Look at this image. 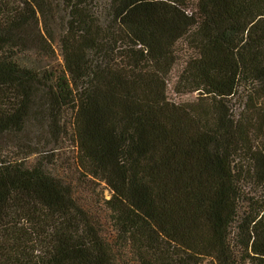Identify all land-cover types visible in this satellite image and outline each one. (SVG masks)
<instances>
[{
  "label": "trees",
  "instance_id": "1",
  "mask_svg": "<svg viewBox=\"0 0 264 264\" xmlns=\"http://www.w3.org/2000/svg\"><path fill=\"white\" fill-rule=\"evenodd\" d=\"M58 9L61 74L29 56L47 47L33 22L47 31ZM255 96L264 102V0H0V137L34 105L54 120L73 104L80 166L112 191L107 234L41 163L0 157V264H264ZM242 151L260 189L235 231Z\"/></svg>",
  "mask_w": 264,
  "mask_h": 264
},
{
  "label": "rangeland",
  "instance_id": "2",
  "mask_svg": "<svg viewBox=\"0 0 264 264\" xmlns=\"http://www.w3.org/2000/svg\"><path fill=\"white\" fill-rule=\"evenodd\" d=\"M57 11L54 18L47 20V31L45 32L41 17H38V21L35 23L33 22L32 31L34 33L40 31L46 35L47 42L45 44L47 47L43 50L34 46L29 56L32 60L31 64L56 70L61 74L65 68L61 36L65 29L67 14L63 9ZM243 87V84L238 82L234 95L229 98L230 110L235 115L240 112L244 113L242 110L245 100ZM198 95V92L193 91L178 95V97L183 100L196 98ZM43 100L46 101L45 98ZM252 102L257 109L249 112L248 117L255 119L259 114L264 118V102L257 96ZM260 103L262 104L260 105ZM75 109L73 104H62L56 112L55 119L52 120L47 111L40 114L34 105L22 129H16V132H9L0 137V157L6 161L16 160V162L28 166L41 163L47 170L71 185L76 200L86 207L96 220H99L104 231L108 234L111 231V220L106 207V199L110 197L112 191L104 180L86 174L80 166L77 137L73 125ZM256 123L258 124V122ZM250 129L252 131L250 141L255 145L259 144L262 129L254 125H251ZM234 160L236 167H241L247 177L241 183L243 194L239 200V216L233 224V230L237 231L238 222L251 210L250 200L257 196L260 188L248 177L252 162L250 154L247 151H242L234 157Z\"/></svg>",
  "mask_w": 264,
  "mask_h": 264
}]
</instances>
